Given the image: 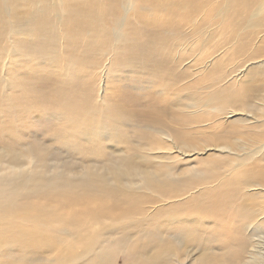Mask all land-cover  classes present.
I'll list each match as a JSON object with an SVG mask.
<instances>
[{
    "label": "bare ground",
    "instance_id": "bare-ground-1",
    "mask_svg": "<svg viewBox=\"0 0 264 264\" xmlns=\"http://www.w3.org/2000/svg\"><path fill=\"white\" fill-rule=\"evenodd\" d=\"M175 31L177 35L189 31L182 44L178 39L176 67L194 57L189 70L206 69L204 78L197 73L203 79L196 81L205 85V96L199 103L196 97L177 119L180 125H190V133L203 141L192 145L180 139L182 136H170L171 131L164 128L169 134L156 131L160 137L139 148V156H121L119 150L114 169L85 166L61 171L58 165L47 174L43 170L49 150H35L33 157L26 149L32 169L22 167L26 158L22 165L10 168L22 167L27 176H0V264H19L16 252L33 258L28 264L40 263L35 259L38 254L45 256L43 264H113L120 252L127 254L126 264H185L186 258L179 260L181 251L189 253L190 245L200 241L197 227L208 231L207 242L211 237L221 239L223 248L214 253L207 247L191 263L251 264L245 259L251 253L245 244L248 238L237 229L232 234L230 222L236 216L242 221L251 219L240 209L250 207L249 201L258 194L263 196L257 197L255 212L261 217L264 211V163L260 162L264 158V0H0V79L1 88L10 90L0 98V105L20 110L28 106L29 111L33 107L37 114L45 107L37 105L36 97H26L32 92L31 85L24 82L23 86L19 77L25 65L36 76L68 80L88 73L99 61L106 73L96 79L103 83L95 97L86 94L78 99L82 92H69L62 85L49 100L57 104L49 114L52 118L57 114L61 127L56 131L58 137L52 138L69 149L73 146L76 153L78 142L101 148L105 137V141L116 138L110 149L117 150V139L126 134L121 130L126 124L121 116L127 112L108 102L107 84L118 69L121 76L144 58L137 43L151 42L154 32ZM162 39L154 38L152 43ZM152 63L156 66L157 60ZM181 68L185 73L187 67ZM165 78V86L160 80L151 81L156 92L163 93L161 98H150L154 100L151 107L136 112L157 125L168 111L181 110L174 107L178 92L169 93V78ZM89 85L86 82L84 88H95ZM231 117L236 118L228 121ZM251 141L256 148L250 146ZM188 150L196 156L208 151L215 154L205 160L198 156L199 160L187 165L182 157L190 156ZM17 155L21 161L22 156ZM253 160L260 166L246 167ZM228 162L233 167L222 173ZM237 181L244 186L251 183L246 187L256 183L263 193L252 194ZM239 191L245 193L234 195ZM30 193L35 194L32 199L27 196ZM27 199L38 202L28 204ZM235 199L242 203H234ZM161 201L166 204L146 207ZM142 208L151 212L146 217L150 219L146 233ZM117 214L129 220L120 221ZM259 217L256 224L264 229V218ZM161 228L183 232L185 245L163 239V234L158 235ZM6 259L10 262H2Z\"/></svg>",
    "mask_w": 264,
    "mask_h": 264
},
{
    "label": "rangeland",
    "instance_id": "rangeland-1",
    "mask_svg": "<svg viewBox=\"0 0 264 264\" xmlns=\"http://www.w3.org/2000/svg\"><path fill=\"white\" fill-rule=\"evenodd\" d=\"M188 32L189 31H185V33H181L180 31L179 35L176 34V31L168 33V34H159V35L157 34L158 32H154L152 35L153 37L151 36L150 37L151 39H149L151 40V42L142 40L141 43H137L139 45V49H142L141 51L143 52L146 51V52L144 55H143V52L141 54L144 58L140 57L139 60L137 59L139 64L135 65L134 67L135 69L130 70V71L127 70L128 72L124 70L125 72L122 74L123 76L122 75L120 76L121 70L118 69L119 71L117 70V72L114 74L115 77L110 78L107 84L108 85L107 100L108 102H110L111 104L115 106L123 107L124 112H127L121 116L125 120L124 123H126L124 127L122 126L121 130L124 131L126 134L124 136V134L122 133L121 136L119 137V138L122 137V139L120 140L117 139V144L115 145V148L116 149L118 148L117 150L110 149V147L114 145L111 141H114L116 138L115 139L113 138L109 141H105L106 140V137H105L104 141L102 142L103 147L101 148H97L94 146L91 147V146L78 142V146H79V147L77 146V148H79L78 153L73 151L74 150L73 146H72V149H69L66 145H63L62 142L56 141L55 139L53 140L52 138V137H58L56 134V131H61V127H60V122L56 121L57 114L53 116L54 119L51 117V114H49L50 110H52L53 108H57V107H54L57 104L50 103L49 100H51L54 97L57 87H61L62 85L68 86L67 91L69 92L71 91H75L78 93L82 92V94L77 95L78 99L82 98L86 94H90L88 96L89 98L95 97L97 95V92L101 90V86L103 83V81L96 82V79L97 77L103 76L106 73V68H104V66L98 65L99 61L92 66L91 70L88 73H86L88 76L84 73L76 77L71 76L68 80H65V78L57 79L54 77L43 76V75L36 76L37 74L30 73L31 67L29 65L23 66L24 67V69H22L23 75L20 74L21 76L19 77L22 80L23 86L25 83L28 84L25 86L31 85V91H32L30 92L31 94L28 93L26 97L28 98V96H31V95L36 97L39 100V103L37 105L43 104V106L45 107H42V111H40V113L37 114L35 113V111L33 112L32 109L34 108L32 106H31L32 107L31 111H29L28 106H26L25 108L24 104L21 105L25 108L24 110L10 108V107H2V105H0V176L6 175L7 178H12L13 176H16L18 174L23 177L27 176L26 170L22 171V169L27 168V170H31L33 167L32 166L31 168H29V164H28L29 160L27 159L28 156L26 157V154L28 151L26 149L28 148L31 150L32 156L33 154L35 156V150L42 151V152L49 150L47 160L45 162L46 165H44L45 169L43 170L47 174V173L53 172V170L57 168L58 165L62 166L61 171L70 170V169L71 171H73L74 169L79 170L81 167L83 168L85 166L96 167V168H101V169H106L107 167L109 169H112L111 167H113L114 169L116 166L118 154H120L121 156L123 155L122 153L125 154L123 156H127V155L139 156V153L141 152L140 149L144 145L151 144L153 141V137L155 136L160 137L159 135L157 136L156 131L169 134L167 130L165 131L166 128H168L171 131L172 134H170V136L174 138L176 136L177 137L182 136V138L180 137V139L184 138L183 141L185 140L187 143L189 142L192 145H196L202 142L203 141L202 137L198 135H193L190 133V130H189L190 125H187L184 123L183 125L182 124L180 125V123L177 121V119L180 117V113L183 114L184 111L188 110V108H186L187 105H191V103H194V100L196 99V97H197L196 101L197 103H199L200 98H203L206 94L205 91L203 90L205 85L196 82L198 81V79H203L204 76L206 75L205 67H203L201 70L195 71L196 73L194 71L189 70L188 66L193 64L192 62H193L194 57H188L184 59V61L179 62V67H176L175 65L177 62V59H179L178 56L180 54L179 49L178 51H176L175 49L176 45L177 43H179V41H180V44H182L184 38L187 39V37H185V34H188ZM6 35L7 34H4L1 37H4ZM160 36L163 37L162 39L163 42L161 40V41H156L155 44L152 43L153 42L152 39L158 38ZM194 38L196 39V41ZM194 38H192V40L193 42H196L197 44L199 40H197V37H194ZM165 47H168L167 52L163 51V48ZM185 47L187 49L190 48L188 45V42L185 43ZM129 48L131 49V47ZM135 49L136 48H134L133 50L131 49V51H134ZM151 52L154 53V56H152L153 54ZM147 53L150 56L147 55ZM188 53H189L188 51H185V54H188ZM130 54L137 55L134 52ZM148 56L150 60L148 59ZM152 59L157 60L156 66L152 63L154 61ZM210 61L211 59L209 60V62ZM27 66L29 67L25 68ZM182 66L187 67L185 73L182 72L183 70V68H181ZM110 71H112V68H110ZM138 71H141V73H139ZM197 73L203 78H200ZM165 77L169 78L168 79L169 85L171 87V89H169V93L170 94L172 93L173 95L178 92V98L176 99L177 104L174 107H178L177 109H181V110H176L173 108V110H170L171 112L168 111L169 113L167 114V118L163 119L164 121L162 122L161 125H157V124L152 123L148 119L140 117L138 114H136V112H139V110H143L144 108L145 109L150 108L154 101V100H150V98H161L160 95L163 93L156 92L157 88H155L156 86H153L155 83L153 84L152 82L153 81L156 82L160 80L163 83V86H165L167 84V79ZM189 81L191 83H188ZM86 82H90V85L95 86V88L93 90H88V87L84 88ZM198 84L201 86H199ZM186 86L188 88H186ZM197 87H201V88L197 89ZM9 92H10L9 89L1 88V79H0V98L5 95H8ZM207 92L209 91L207 90ZM15 104L16 103H14V106L17 108ZM172 105H173V101H172ZM128 111L132 113L129 114ZM234 118L236 117H231L229 118L228 121H231ZM169 119L170 121L172 120L171 121L172 123H170ZM119 142L121 143L119 144ZM216 143H208V146L212 144L216 145ZM176 144L175 146H177ZM249 144L251 147H254V148H256L255 146H257V145H254L252 141ZM173 152L174 150H172L171 153L175 154ZM188 152L190 151L188 150ZM72 153L74 156L72 155ZM143 153L144 151H142V154ZM17 154L22 156L21 161ZM213 154H215L213 151H208L204 155L203 154L198 155L199 156L198 157L194 155L193 152H190L189 157L187 156L186 157L181 156V157L184 158L183 161H185L187 165H191L196 160H199L198 158L204 159L205 157L213 155ZM215 156L216 155H214V157ZM25 158H26V163L22 165L21 162L24 161ZM252 159L253 158H250V160ZM260 162L264 163V158H261ZM92 163L95 165H92ZM259 163L253 160V161H250V163L246 167H251L254 164L260 166ZM14 164H20L22 165L23 168L19 167V169H17L16 171H12L14 168L11 169L10 167ZM232 167H233V162H228L227 169H225V171L222 170V173L228 172V170ZM237 182L240 185H242L240 188L244 186L243 181H237ZM246 183L247 182H245V184ZM250 184L251 183L247 185H250ZM254 184H252L250 187H246L247 185H245L244 187H246V189H248L252 194H257L259 193V191L262 192L260 190L262 186H255ZM261 184L264 185V183H261ZM244 193H245L244 191H239V193L234 192V195L238 194L239 196H242ZM34 195H35L34 193L33 194L30 193V195L28 194L27 196L30 197V199H32L31 197H33ZM258 196H263V195L258 194ZM258 196L255 195L253 199L249 201L248 204H250V207L249 205L247 206L245 205L244 208L242 206L240 209V211L242 213H245L247 216H250V217L252 216L251 219L249 218L247 220L242 221L241 216H238V217L236 216L235 219L232 222H230L231 224L230 227L234 228L232 230V234H234V230L237 229L240 232H242L245 237L248 238L245 244H247L246 246L247 252H251V253L249 254L247 253L246 254L247 257L245 259L246 260L249 259L248 261L251 260L250 261L251 264H254L253 262L255 261H257L258 264H264V229L260 228L256 224V221L258 220V217H259L257 216V213L255 212L258 209L257 203H256ZM32 201L38 202L36 200L28 201L27 199L28 204L33 203ZM40 202H43V201H40ZM234 203H242V202L241 201L238 202V200H236ZM50 204L51 206H55L56 202H51ZM162 204H166L165 201L156 202L154 204H148L146 207L149 209H153L157 207L158 205H162ZM251 207L252 209H250ZM251 210L252 212H250ZM262 213L263 215L259 217L260 220L264 218V211ZM71 214L78 215V213L76 212H71ZM141 214H142V226L146 233L150 230V219L146 217L150 215L151 212L150 210L146 208H142ZM229 217H231V214H229ZM118 218L120 221L129 220V219H124L122 215L121 216L118 215ZM168 221H176V220H174L173 218H169ZM251 221H253V223ZM243 223H246V224L244 225ZM161 229L163 230L162 231L160 230L158 232V235L162 236L163 234L164 235L162 237L163 239L164 238L169 239L170 241H173L175 244L180 242L185 245L184 243L185 236L183 232L181 231L174 232L171 230H167L168 228L167 229L161 228ZM108 230L110 231V229ZM196 231L199 234V237H198L199 239L197 240H200V241L194 244L192 243V245H190L189 253H187L186 250L181 251V255L183 256L180 257L179 259L180 262H182L181 260H184L186 258L184 262L185 264H194V263H191L193 261L192 259H194V262L196 260L198 261V258H199L198 256L201 255L200 253L201 251H203V249H206L208 247V249H210L211 252L220 253L219 250L223 248L221 247V244L223 243V241L219 239L218 237L217 238L211 237L213 240L210 239L211 241L210 240L208 242L206 241V237H208L207 230H201V228L197 227ZM212 232L213 230L210 231L209 234L211 235ZM224 237L222 239H224ZM232 238L233 237L231 235L228 236L229 240H232ZM175 249L176 247L174 246L173 250ZM14 255L18 256V258L20 256V259H18V262H20L19 264H28L30 260H33V258L28 259L29 258L28 256L22 255L20 252H16V254ZM37 256L38 258L35 257V259H38V262L40 260V263H36V264H43L42 261L45 256H42V254H38ZM125 258H128L127 254H125L124 252H120L119 254L115 256L113 264H126ZM50 260L51 259L49 258L48 261ZM2 262H10V261L6 259Z\"/></svg>",
    "mask_w": 264,
    "mask_h": 264
}]
</instances>
